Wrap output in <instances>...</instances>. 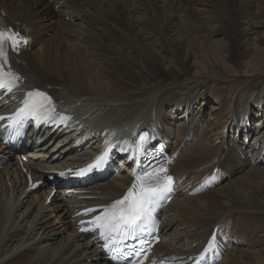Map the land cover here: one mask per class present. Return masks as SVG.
<instances>
[{
    "label": "bare ground",
    "instance_id": "1",
    "mask_svg": "<svg viewBox=\"0 0 264 264\" xmlns=\"http://www.w3.org/2000/svg\"><path fill=\"white\" fill-rule=\"evenodd\" d=\"M2 3L5 20L34 38V48L13 61L23 79L13 97L36 87L48 90L60 108L57 121H69L63 113L74 112L72 122L87 127L73 138L70 125L64 126L54 152L49 143L39 146L43 159L29 163L36 178H45L49 169L82 164L112 141L118 143L119 172L79 187L97 198L58 193L52 204L43 199L37 206L46 186L28 191L26 177L0 146L1 156L9 159L0 170V264H108L99 240L77 232L74 214L125 193L132 180L126 170L144 134L168 146L174 158L169 170L178 181L155 251L184 260L216 234L217 249L209 250L214 264H264V146L261 156L250 157L264 142V95L263 101L256 97L264 81V57L251 60L255 52L263 53L264 0H65L62 11L55 10L60 0ZM190 7L198 13L195 21ZM211 21L215 24L203 26ZM229 34L243 47V69L237 72L232 71L235 43L225 40ZM196 36L206 44L202 54L216 56L198 67L194 60L190 70L186 58ZM120 66L134 78H148L116 86L113 77ZM155 67L172 76L157 78ZM103 78L106 89L98 82ZM205 100L213 107L196 112ZM223 173L230 177L227 184L202 193V181ZM50 213L70 231L68 237L49 221ZM218 225L220 230L210 234ZM220 254L223 259L217 261Z\"/></svg>",
    "mask_w": 264,
    "mask_h": 264
},
{
    "label": "snow or ice",
    "instance_id": "2",
    "mask_svg": "<svg viewBox=\"0 0 264 264\" xmlns=\"http://www.w3.org/2000/svg\"><path fill=\"white\" fill-rule=\"evenodd\" d=\"M28 40L5 27L0 26V89L12 91L13 82L20 77L14 73H5L4 66L8 63L7 50L18 51L20 44H27ZM5 76L8 77L5 82ZM29 100L25 107L15 114L22 122L24 115L35 114L44 108L45 103L51 105V98L42 92L29 93ZM39 98V99H34ZM3 119V117H0ZM160 169L155 173H145L137 176L136 182L121 198L114 201L104 209L101 215L95 217L96 227L101 229L102 235H111L113 232L132 231L151 215L153 207L159 199L171 190V176L159 175ZM86 211H92L91 209Z\"/></svg>",
    "mask_w": 264,
    "mask_h": 264
},
{
    "label": "rangeland",
    "instance_id": "3",
    "mask_svg": "<svg viewBox=\"0 0 264 264\" xmlns=\"http://www.w3.org/2000/svg\"><path fill=\"white\" fill-rule=\"evenodd\" d=\"M189 12H188V14H189V16H190V18L193 20V21H195V19L197 18V15H198V13L194 10L193 11V9L190 7L189 8V10H188ZM213 24H215V22L214 21H211V22H206V23H204V27H209V26H212ZM48 35H50V33L48 34ZM229 36V39H230V41H229V39H226L225 38V40H226V42H232V44L233 43H235V45H234V49H233V52H234V59H233V62H232V64H233V67H232V71H234L235 70V72H237V71H239V70H242L243 69V66L241 67L240 66V58L242 57V51H243V47H241V46H238V42H239V40L234 36V35H231V34H229L228 35ZM222 36H217V35H213V39L215 40V39H218V38H221ZM223 39V37L220 39V40H222ZM238 43V44H237ZM203 45H206V44H203V43H201L200 42V39L196 36L195 37V40H194V45H193V49H192V51L190 52V56H188L187 58H186V64H187V66L190 68V70L191 69H193L194 67H192L191 68V65H192V63L194 62V60H197V64H196V67H198L199 66V64H201V63H203L204 61H206L207 60V62H208V60H211V58H214L216 55H203L202 54V46ZM212 46H214V47H217V44L216 43H212ZM261 48H262V52L263 53H257V52H255V55L253 54L252 56H254V57H252V61H255L256 59L255 58H260V57H264V41H262V43H261ZM127 51H130L131 50V48H129V47H127V48H125ZM163 54L164 55H169L168 53H166L165 51L163 52ZM193 55H197L198 57H196V58H193ZM161 57H165V58H168V57H170V56H161ZM209 58V59H208ZM149 61H150V59H149ZM263 62H264V59H263ZM152 64V63H151ZM153 66H151V68H152ZM247 67V66H246ZM124 66H120V67H117L116 68V70H115V72H114V79L116 80V81H118V83H116L115 85L116 86H121V83H123V85H126V86H131V85H134V84H137V83H139L140 82V80L141 79H143V78H145V80L148 78L147 76H145V75H141L139 78L140 79H138V78H134V77H132V76H130V74H128L127 72H128V69L127 68H125ZM156 68V67H155ZM155 68H153V70L155 69ZM157 69V68H156ZM188 68H186L185 67V70H182L183 72H181L182 74H186L187 73V70ZM196 69V68H195ZM131 70H134V67L133 68H131ZM161 71V72H160ZM154 72L156 73V77L157 78H162V79H166V75H167V77L168 76H172V75H169L166 71H162V70H159V69H157V70H154ZM167 73V74H166ZM176 75H179L178 73H176ZM187 76V75H186ZM143 77V78H142ZM168 79V78H167ZM98 82H99V84H101L105 89L107 88V85H106V82H107V80L105 79V78H103V79H99L98 80ZM264 81H262L261 80V82H259V83H261L260 85H261V88L257 91L258 93H257V95H256V97H258V101H263V95H264V83H263ZM225 85H227V84H225ZM185 88H187V85H185L184 86ZM200 88H202L203 90H205V87L204 86H199ZM230 92V91H229ZM262 93V94H261ZM261 95V96H260ZM260 97V98H259ZM206 102H203L204 104H198L197 105V107L200 105V107H201V109H202V111H198V109L196 110V112H199L200 114H202V113H204V110L208 113L209 112V109H211L213 106H212V103H211V101H207V100H205ZM201 102H202V100H201ZM205 116H204V119L205 120H207L209 117L206 115V114H204ZM262 115H264L263 113H262ZM255 122V121H254ZM257 122V121H256ZM256 122L254 123V125H252V127H254V126H256ZM233 136V135H232ZM258 168H263V167H258ZM13 177L14 176H12V179H13ZM229 181H224L220 186H218V187H216V188H219V187H221V186H223V185H225V184H227ZM8 183L10 184V181H8ZM8 188H12L11 187V185H9V187ZM42 189H43V187H42ZM41 189V190H42ZM43 200V197L41 198V200L39 201V203H37V206H39V204L41 203V201ZM49 221H54V223L55 224H57L58 225V227H60V229L62 230V234H63V236L64 237H68L69 236V234H70V231H64L63 230V228H62V225L58 222V218H57V216L55 215V214H49ZM51 219V220H50Z\"/></svg>",
    "mask_w": 264,
    "mask_h": 264
}]
</instances>
